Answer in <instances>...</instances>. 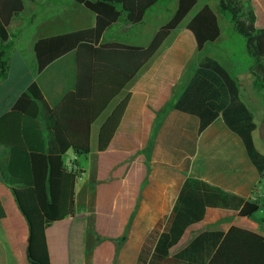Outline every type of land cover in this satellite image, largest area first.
<instances>
[{
    "label": "crops",
    "instance_id": "obj_1",
    "mask_svg": "<svg viewBox=\"0 0 264 264\" xmlns=\"http://www.w3.org/2000/svg\"><path fill=\"white\" fill-rule=\"evenodd\" d=\"M244 1H249L256 15V28L263 29L264 0ZM148 12L139 26L123 20L114 24L101 43L119 42L105 40L114 29L128 38L121 43L147 47L162 27L143 37L141 29L145 28ZM189 22L184 26L181 23L117 97L132 95L109 148L94 157L100 129L109 116L97 127L95 142L94 126L104 112L92 126L87 164L82 165L81 158L72 151L64 156L65 162L77 160L80 166L76 206L81 197L86 210L76 209L74 216L48 228L51 264H88L82 239H70L64 234L86 227L89 214L100 208L107 213L128 215L120 232L105 235L112 240L101 241V246L110 244L114 248V260L109 259L106 264H208L244 204L252 199L260 202L252 221L264 231V168L260 171L252 161L242 137L228 127L221 113L202 131V119L194 107L176 108L202 57H214L237 82L240 99L256 125L252 132L255 150L264 157V92L256 86V77L250 71L252 63L247 64L237 55L243 45L232 26L224 32L220 24V38L199 52L195 37L187 28ZM95 24L96 15L74 0H25L23 12L8 28V71L5 78H0V117L34 82L51 109L74 91L76 52L64 55L39 73L34 47L40 39ZM41 120L46 147L54 154L57 149L49 131L50 115L43 111ZM10 157L11 148L0 145V183L18 188L21 186L14 184L8 172ZM137 165L145 170L139 180L131 177ZM55 227H60V232ZM0 264H21L1 206Z\"/></svg>",
    "mask_w": 264,
    "mask_h": 264
},
{
    "label": "trees",
    "instance_id": "obj_2",
    "mask_svg": "<svg viewBox=\"0 0 264 264\" xmlns=\"http://www.w3.org/2000/svg\"><path fill=\"white\" fill-rule=\"evenodd\" d=\"M74 1L96 15L95 26L40 39L34 51L39 73L75 51V90L51 109L34 82L13 108L0 117V145L11 148L8 172L14 184L21 186L0 183V206L21 264H51L47 230L55 222L76 213V184L82 171L77 160L67 168L64 156L69 151L77 157L91 153L93 124L156 56L198 3V0H178L172 18L158 30L147 47H140L101 41L121 20L141 25L147 12L162 0ZM24 7L25 0H0V78H5L8 71V28ZM220 16L244 40L246 52L253 60L250 71L256 77V86L264 92V28H256V15L249 1L218 0L217 11L205 5L187 26L195 37L198 51L203 52L208 44L220 38ZM131 96L127 94L121 99L101 127L100 153L111 145ZM190 107L199 113L202 131L221 113L228 127L242 137L252 161L263 171L264 157L256 152L252 138L256 128L253 116L240 99L235 79L210 55L202 57L199 69L176 104L178 109ZM43 111L51 118L49 131L57 149L54 154L46 147L41 120ZM146 167L148 174V165ZM144 174L145 170L137 165L131 177L139 180ZM259 209L257 199L244 204L208 264H264V231L252 221Z\"/></svg>",
    "mask_w": 264,
    "mask_h": 264
},
{
    "label": "rangeland",
    "instance_id": "obj_3",
    "mask_svg": "<svg viewBox=\"0 0 264 264\" xmlns=\"http://www.w3.org/2000/svg\"><path fill=\"white\" fill-rule=\"evenodd\" d=\"M205 5H210L212 8L216 9L217 11V5H218V0H198L197 5L194 7V9L191 11V13L184 19L183 21V26L186 25L200 10L203 8ZM119 8L120 5L118 4ZM177 9V0H162L161 2L158 3L153 9H151L148 12L147 15V20L145 22V28L143 30L141 29V33L143 37L145 36H150L151 34H154L156 30H158L161 26L166 24L173 16ZM221 21L220 24L222 26V30L226 32L230 27L231 24L225 21L221 16ZM241 40V43L243 45V49L241 51H238L237 55H239V58H244L247 64L253 63V60L248 56L246 49H245V42L244 40L239 37ZM105 40H116L119 42H127L128 38H126L123 34L117 33L114 29H111L105 36ZM172 40V39H171ZM170 40V41H171ZM168 42V44L170 43ZM240 49V48H239ZM243 56V57H242ZM121 98H117L114 100L110 107L105 111V113L99 118V120L96 122L94 126V140H97V134L96 130L97 127L109 116L111 111L117 106V104L121 101ZM98 150L94 146V157L97 156ZM93 157V156H92ZM82 165L87 164V156L82 155L80 156ZM87 168V165H86ZM86 176L82 180L83 183L86 181ZM82 181L79 182L78 188L81 186ZM93 186V185H92ZM77 211L78 212H83L86 210L85 204L81 203V197L77 198ZM128 217L126 214H118V213H107V211L101 210L99 212H93L89 214L88 217V224L86 227H80L76 231L74 230L73 233L72 231L69 230L64 234L65 237L70 236V239H74V237H78L79 240L82 239V242L85 243V255L88 264H106V262L111 259L113 261V253H114V248L112 246H109L110 244L103 245L101 246V241L102 240H108L105 235L112 236L115 233H118L121 231L123 224L122 222L124 221V217ZM85 226V225H84ZM60 227H55L56 232H60L59 229ZM71 234V235H70ZM111 238V237H110ZM112 240V239H109ZM121 243V239H120ZM118 243V244H120ZM121 245V244H120ZM132 253L133 251H131ZM127 254L129 253L128 250L126 252ZM133 254V253H132ZM149 264V263H148Z\"/></svg>",
    "mask_w": 264,
    "mask_h": 264
},
{
    "label": "built area",
    "instance_id": "obj_4",
    "mask_svg": "<svg viewBox=\"0 0 264 264\" xmlns=\"http://www.w3.org/2000/svg\"><path fill=\"white\" fill-rule=\"evenodd\" d=\"M72 162L73 160H68L67 162H65L66 167L70 169L72 167Z\"/></svg>",
    "mask_w": 264,
    "mask_h": 264
}]
</instances>
